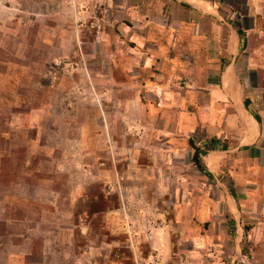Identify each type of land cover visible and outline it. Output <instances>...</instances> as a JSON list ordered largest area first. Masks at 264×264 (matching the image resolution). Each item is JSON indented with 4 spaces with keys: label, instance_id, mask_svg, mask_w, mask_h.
Returning <instances> with one entry per match:
<instances>
[{
    "label": "rangeland",
    "instance_id": "374dc122",
    "mask_svg": "<svg viewBox=\"0 0 264 264\" xmlns=\"http://www.w3.org/2000/svg\"><path fill=\"white\" fill-rule=\"evenodd\" d=\"M168 1L0 0V264H264V0H175L213 12L211 40L239 32L224 150L188 68L153 89L130 69L132 31ZM240 103L258 153L235 148Z\"/></svg>",
    "mask_w": 264,
    "mask_h": 264
},
{
    "label": "crops",
    "instance_id": "0c3cea01",
    "mask_svg": "<svg viewBox=\"0 0 264 264\" xmlns=\"http://www.w3.org/2000/svg\"><path fill=\"white\" fill-rule=\"evenodd\" d=\"M186 4L172 0V2L168 1L162 5L157 4L153 8L149 7L155 11V18L142 19L141 24L137 23L142 28H135L131 34L132 40L130 41L134 47L131 48L132 53L129 55L130 69L132 71L137 70L141 77L149 78V81L142 85L143 88L153 89L154 86L163 85L157 83L159 77H167L170 79L169 81H172L173 77L180 76L178 75L181 73L179 68H188L184 70L183 75L190 76L191 74L196 77L197 87H206L207 92L211 95L210 104L206 106L210 109V112L203 118L204 121L196 119L197 121L194 123L216 126L213 136L221 139L220 137L225 134L219 132L217 115L219 114L218 109H224V103L228 100V92L224 90V73L229 65L227 64L223 69H221V66L224 65L225 60L227 61L224 56L235 58L239 52V32L237 28L232 26L228 29L236 38L233 49L229 48V40H211L207 34L208 32L204 34L203 31L204 26L209 30L214 28L213 12L206 9L199 10L195 7L192 9L188 6L189 4ZM191 14L193 15L192 22H190ZM185 53L191 56L192 67L183 66V60L180 56ZM217 71L218 73L215 74ZM228 74H225V80L229 84L231 83L234 98L239 99L241 95L238 82L235 79L229 80L230 76ZM151 76H154L157 80L150 81ZM211 78L213 79L209 81ZM235 90L238 91L239 95H236ZM237 105H241L247 116H250L253 120L250 119L252 128L246 129L243 126L242 137L235 148L238 149L244 146L249 153L252 151L258 153V150L253 148L254 146L249 145L255 143L261 133L259 119L257 120L249 113L244 103ZM189 123L194 124L192 119L189 120ZM252 155L255 156L256 154Z\"/></svg>",
    "mask_w": 264,
    "mask_h": 264
},
{
    "label": "trees",
    "instance_id": "16d2710c",
    "mask_svg": "<svg viewBox=\"0 0 264 264\" xmlns=\"http://www.w3.org/2000/svg\"><path fill=\"white\" fill-rule=\"evenodd\" d=\"M247 108V107H246ZM248 109V108H247ZM251 114L257 119L256 114L252 113ZM189 143L191 145V147L193 148V153H192V160L193 163L200 169L201 172H203L206 175H212V173L208 170V168L206 167V165L202 162L201 157H200V147L198 145H196L193 140H189ZM208 144L211 146V148L213 149H226L228 147L227 144H222L221 140L214 137V138H210V140L208 141ZM234 196V195H233ZM245 229H248L247 226H245Z\"/></svg>",
    "mask_w": 264,
    "mask_h": 264
},
{
    "label": "bare ground",
    "instance_id": "6f19581e",
    "mask_svg": "<svg viewBox=\"0 0 264 264\" xmlns=\"http://www.w3.org/2000/svg\"><path fill=\"white\" fill-rule=\"evenodd\" d=\"M230 86H231V83H230ZM231 87H232V86H231ZM235 93H236V95H239L237 90H235Z\"/></svg>",
    "mask_w": 264,
    "mask_h": 264
},
{
    "label": "flooded vegetation",
    "instance_id": "af4514ba",
    "mask_svg": "<svg viewBox=\"0 0 264 264\" xmlns=\"http://www.w3.org/2000/svg\"><path fill=\"white\" fill-rule=\"evenodd\" d=\"M254 114H255V113H254ZM256 116H257V120H258V119H259V118H258V115H256Z\"/></svg>",
    "mask_w": 264,
    "mask_h": 264
}]
</instances>
